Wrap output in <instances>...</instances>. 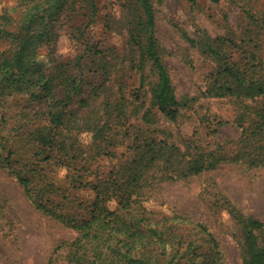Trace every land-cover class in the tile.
I'll use <instances>...</instances> for the list:
<instances>
[{"label": "trees", "instance_id": "trees-1", "mask_svg": "<svg viewBox=\"0 0 264 264\" xmlns=\"http://www.w3.org/2000/svg\"><path fill=\"white\" fill-rule=\"evenodd\" d=\"M157 1L161 0H123L125 53L112 44L85 39L81 52L67 61L55 55L64 21L82 14L86 18L80 26L84 33L100 17L97 0H23L18 25L12 15H0L2 120L17 93L44 104L39 111L43 122L32 134L38 142L36 156L42 154L60 166L88 169L98 157L118 156L113 148L130 139V155L117 169L76 186L94 191L89 200H71L66 194L60 201L46 199V191L60 190L51 182H41L40 160H18L15 168V151L0 154V165L16 175L34 207L77 231L68 243L67 261L59 257V248L67 243L62 241L49 264H211L208 253L199 252L198 241L205 238L214 250L218 248L206 225L153 210L144 191L156 183L152 174L155 167L163 164L169 179H186L209 168L205 164L207 153H196L195 159L187 156L175 144L148 137L139 123L136 132H131L132 124L119 128L129 111L126 77L131 79L130 72L138 75L133 92L136 98L153 72L157 79L149 86L154 104L173 121L181 113V101L158 45ZM106 22L108 29L113 28L111 20ZM246 42V38L241 40L242 45ZM209 46L225 61L214 74L208 93L232 95L240 107L235 123L242 128L241 149L236 157L247 160L250 166L263 164L264 60L252 52V61L241 64L232 54L226 57L229 52L224 49ZM44 48L49 50L47 60ZM234 213L245 234L244 264H264V240L256 233L264 230V222L246 217L239 209Z\"/></svg>", "mask_w": 264, "mask_h": 264}, {"label": "rangeland", "instance_id": "rangeland-1", "mask_svg": "<svg viewBox=\"0 0 264 264\" xmlns=\"http://www.w3.org/2000/svg\"><path fill=\"white\" fill-rule=\"evenodd\" d=\"M20 1L23 0H0V15H12L18 25L23 13ZM97 1L100 17L84 33L80 26H84L86 18L82 14L65 19L56 57L65 61L74 58L85 39L112 44L125 53L123 0ZM106 20H111L113 28H107ZM157 38L181 101V113L173 121L154 104L149 86L157 79L153 72L136 98L133 92L138 75L130 72L131 79L126 77L129 111L119 128L132 124L131 132H136L139 123L148 137L175 144L187 156L195 159L196 153H207L205 164L209 168L186 179H169L171 175L163 164L155 167L152 174L157 177L156 183L144 189L147 205L155 211L182 215L187 222L206 225L219 245L214 250L204 238L198 241V250L203 255L208 253L211 264H244L245 234L234 211L239 209L246 217L264 222V163L250 166L247 160L236 157L241 149L242 128L235 123L240 107L232 95L208 93L214 74L225 61V57L209 50V44L229 52L226 57L234 55L241 64L252 61V52L264 60V0L157 1ZM243 38L247 42L242 45ZM48 52L42 50L45 60ZM149 69L146 64L144 70ZM14 96L5 109V120L0 110V154L7 156L9 150L15 151V168L19 167L18 160H40L41 182H51L60 190L46 191V199L60 201L65 194L71 200L92 199L95 193L90 187L76 186L109 175L130 155L128 138L113 148L118 156L98 157L88 169L68 168L54 159L45 160L42 154L36 156L38 142L32 134L43 122L39 111L44 104L31 101L27 94ZM256 233L264 240V230ZM76 235L77 231L36 209L16 175L0 165V264H49L62 241L67 243L59 248V257L66 262L68 243Z\"/></svg>", "mask_w": 264, "mask_h": 264}]
</instances>
